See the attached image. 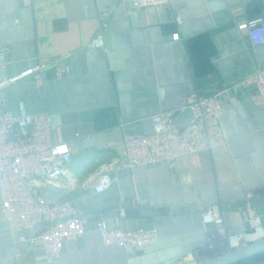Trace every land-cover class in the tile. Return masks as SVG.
Instances as JSON below:
<instances>
[{
    "label": "crops",
    "instance_id": "obj_1",
    "mask_svg": "<svg viewBox=\"0 0 264 264\" xmlns=\"http://www.w3.org/2000/svg\"><path fill=\"white\" fill-rule=\"evenodd\" d=\"M258 17L264 0H171L141 9L132 0H0V80L37 64L44 79L42 86L26 78L3 88L0 112L54 114V140L74 150L61 198L74 202L86 226L50 259L39 241H19L0 213V264H187L225 249L215 248L220 228L259 224L264 232V204H243L264 193V104L243 83L264 67V43L254 45L239 27ZM97 31L103 47L89 45ZM61 61L70 71L57 75ZM195 93L220 95L224 144L150 166L114 163L125 132L151 133L152 114ZM107 172L113 182L94 192ZM139 206L157 212L142 215ZM209 208L222 223L204 222ZM101 218L110 228L155 227L157 239L127 253L102 241L95 227ZM248 261L264 264V252L235 264Z\"/></svg>",
    "mask_w": 264,
    "mask_h": 264
},
{
    "label": "built area",
    "instance_id": "obj_2",
    "mask_svg": "<svg viewBox=\"0 0 264 264\" xmlns=\"http://www.w3.org/2000/svg\"><path fill=\"white\" fill-rule=\"evenodd\" d=\"M170 2L132 0L135 9L158 8ZM21 3L30 6L33 0H21ZM177 22L181 23L182 19L177 18ZM239 27L248 30L254 45L264 43V17L249 20ZM172 38L179 39V32L172 34ZM89 45L103 47V33L97 31ZM42 69L37 64L0 80V101L2 89L19 80L32 78L37 86H42ZM69 71V66L62 61L56 63L57 75ZM243 83L253 84L256 90L251 95L252 101L264 104V67L256 70ZM187 110L191 111L192 118L180 124L178 118ZM223 112L224 106L218 93L191 94L186 104L152 114L151 133L125 132L122 136L124 153L114 163L128 167L150 166L224 144L226 136L221 122ZM58 126L54 114L50 112H0V213L9 222L11 231L18 234L19 241H39L50 259L59 258L66 240L77 238L86 230L85 219L80 217L72 200H52L44 197L41 192V187L47 183L61 186L74 152L71 142L54 140L53 134ZM113 180L111 173H104L94 182L92 190L103 192ZM202 218L204 222L214 224L222 223L223 220L222 216H217L210 208L203 213ZM259 226L256 225V228ZM95 227L105 244H119L127 253L142 251L157 239L155 227L110 228L102 218L96 221ZM26 230L32 232L31 236L27 237L23 233ZM223 231L225 228H220L219 235H223ZM255 232L256 229L252 232L229 231L222 239L233 235L252 236ZM224 243L226 247H232L227 240Z\"/></svg>",
    "mask_w": 264,
    "mask_h": 264
},
{
    "label": "water",
    "instance_id": "obj_3",
    "mask_svg": "<svg viewBox=\"0 0 264 264\" xmlns=\"http://www.w3.org/2000/svg\"><path fill=\"white\" fill-rule=\"evenodd\" d=\"M191 118L192 113L190 110H187L180 115L178 121L180 124H183L189 121ZM66 190V187L58 186L53 183H47L41 187L42 195L52 200L60 199ZM243 204L249 205L251 207L264 204V193H259L255 196L247 198ZM138 209H140L142 215H152L157 212V209L155 208L144 206H139ZM263 252L264 236L254 240L246 241L233 247H225V249L208 256L195 257L188 264H235Z\"/></svg>",
    "mask_w": 264,
    "mask_h": 264
},
{
    "label": "bare ground",
    "instance_id": "obj_4",
    "mask_svg": "<svg viewBox=\"0 0 264 264\" xmlns=\"http://www.w3.org/2000/svg\"><path fill=\"white\" fill-rule=\"evenodd\" d=\"M263 236H264V232L260 230V228H257L255 234H253L252 236L245 237V236L233 235V236H228L227 238L223 239V241L227 240V242H229L231 246L233 247V246L239 245L243 241L254 240V239H257Z\"/></svg>",
    "mask_w": 264,
    "mask_h": 264
},
{
    "label": "rangeland",
    "instance_id": "obj_5",
    "mask_svg": "<svg viewBox=\"0 0 264 264\" xmlns=\"http://www.w3.org/2000/svg\"><path fill=\"white\" fill-rule=\"evenodd\" d=\"M255 229H257L256 228V226H253L251 229H248L246 232H252V231H254ZM228 232H229V230H227V229H225V231H223V235H219V241H218V244L215 246V248L216 247H219L220 246V248H223L224 247V241H223V236H227L228 235ZM243 232V231H242ZM260 258L261 257H257V258H254L253 260H255V262L256 261H260ZM263 258V257H262ZM262 260V259H261ZM247 264H250V262L248 261V263Z\"/></svg>",
    "mask_w": 264,
    "mask_h": 264
}]
</instances>
